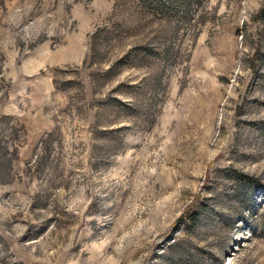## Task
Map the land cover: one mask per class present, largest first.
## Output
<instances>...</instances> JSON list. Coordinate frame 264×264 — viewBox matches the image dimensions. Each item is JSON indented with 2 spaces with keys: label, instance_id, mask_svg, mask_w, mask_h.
Returning <instances> with one entry per match:
<instances>
[{
  "label": "rangeland",
  "instance_id": "rangeland-1",
  "mask_svg": "<svg viewBox=\"0 0 264 264\" xmlns=\"http://www.w3.org/2000/svg\"><path fill=\"white\" fill-rule=\"evenodd\" d=\"M0 264H264V0H0Z\"/></svg>",
  "mask_w": 264,
  "mask_h": 264
}]
</instances>
